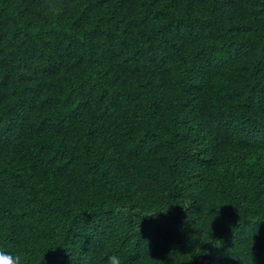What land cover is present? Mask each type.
Instances as JSON below:
<instances>
[{"label":"trees","instance_id":"obj_1","mask_svg":"<svg viewBox=\"0 0 264 264\" xmlns=\"http://www.w3.org/2000/svg\"><path fill=\"white\" fill-rule=\"evenodd\" d=\"M0 252L264 264V0H0Z\"/></svg>","mask_w":264,"mask_h":264},{"label":"clouds","instance_id":"obj_2","mask_svg":"<svg viewBox=\"0 0 264 264\" xmlns=\"http://www.w3.org/2000/svg\"><path fill=\"white\" fill-rule=\"evenodd\" d=\"M0 264H20V258L0 252ZM106 264H123L119 254H112L107 257Z\"/></svg>","mask_w":264,"mask_h":264}]
</instances>
